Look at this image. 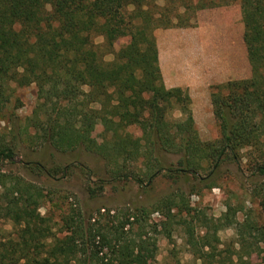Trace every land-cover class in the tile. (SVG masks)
Returning a JSON list of instances; mask_svg holds the SVG:
<instances>
[{
  "label": "trees",
  "instance_id": "trees-1",
  "mask_svg": "<svg viewBox=\"0 0 264 264\" xmlns=\"http://www.w3.org/2000/svg\"><path fill=\"white\" fill-rule=\"evenodd\" d=\"M233 2L240 4L252 75L211 85L219 137L203 140L188 91L165 83L155 30L193 26L198 11ZM120 30L129 40L115 50ZM104 52L114 59L105 61ZM32 84V114L24 125L0 129V264H153L157 235L171 241L175 228L201 264H252L253 255L264 264V222L252 207L227 203L222 216L209 218L191 202L197 190L182 187L192 178L215 187L226 163H242L245 148L264 176V0H0V118L16 117L21 105L9 112L14 90ZM24 135L30 147L99 154L109 178L87 186L91 198L109 181L151 188L166 175L177 186L148 205L84 211L59 188L5 168L18 162ZM166 154L178 155L175 166ZM21 163L48 179L76 167ZM46 201L59 219L52 209L42 214ZM260 207L264 212V193ZM230 227L235 239L224 243L219 232Z\"/></svg>",
  "mask_w": 264,
  "mask_h": 264
},
{
  "label": "rangeland",
  "instance_id": "rangeland-1",
  "mask_svg": "<svg viewBox=\"0 0 264 264\" xmlns=\"http://www.w3.org/2000/svg\"><path fill=\"white\" fill-rule=\"evenodd\" d=\"M132 8L129 7L128 10L131 11ZM194 22L193 26H176L155 30L157 43L160 45L165 58H169L172 55L171 53L179 54L180 51L184 52L188 50V54L190 49L193 48V38L197 37L200 29L207 30L211 33L210 40L213 45L215 44L214 42L220 45V40H224L223 42H225L224 37L220 38L219 36L213 35H219L227 29L241 32L243 25L240 4L233 2L226 6L200 10ZM117 35L119 39L114 45L115 50L129 40L128 34L124 31H118ZM104 40L103 35H97L95 37L97 44H102ZM217 48V50H214L215 54L227 53L225 52V47ZM114 57L112 52H104L103 58L105 61H112ZM36 101L35 84L26 87H16L14 90L13 104L9 107V112L17 104L21 106L15 111L16 117L0 118V129L11 127L14 123L24 125L26 117L32 114ZM174 117H181L178 110L174 112ZM94 128H96V134L100 133L99 139H101L103 127L96 125ZM131 130L138 136L142 134L137 127H133ZM213 130V126H211L209 128L211 135H213ZM29 131L33 133L32 129ZM29 144V136L24 135L23 141L20 144V155L17 158L18 162L14 165L5 164V168L19 171L29 179L40 180L59 188L62 190L61 195L69 194L72 197V202H75L74 205L81 207L84 211L103 205L113 208L140 204L148 205L168 194L177 186L166 175H161L151 188L148 186L140 187L132 181H109L110 183L106 184L104 191L98 198H91L86 189L87 186L89 184L95 185L101 179L109 178L104 160L99 154L89 151L85 147L61 152L49 144L39 145L37 147H30ZM249 152L248 148L242 151L243 161L240 164L234 162L226 163L219 173V176H217L218 185H215L213 188L204 187V183H200L195 178H192V181L190 180L188 183H184L182 187L187 191L190 192L191 189H195L198 192L191 196L193 206L200 209L209 218H218L226 211L227 203L239 204L245 201L247 207L253 208V211L259 217L258 220L264 222V212H262L260 207L264 193V176L256 174L249 165L251 157ZM164 157L168 166H175L178 155L166 154ZM22 160L41 161L47 167H63L70 164L76 167L73 173L68 176L60 174L55 178L48 179L45 176L39 177L25 170L21 163ZM69 201L71 202V200ZM49 209H52L54 211L52 213L54 217L59 219L60 210L49 201H46L40 210L42 214H45ZM259 212L262 213V217L258 215ZM151 218L153 222L160 220V216L158 215H153ZM5 226L8 230L11 229L9 222ZM219 235L224 243L230 242L232 239H235V229L233 227L224 229L219 232ZM183 236L181 228H175L171 241L163 234L157 235L158 250L153 259V264H201V261L196 260L191 254ZM224 247L222 245V248ZM251 263L262 264L260 258L256 255L252 256Z\"/></svg>",
  "mask_w": 264,
  "mask_h": 264
},
{
  "label": "crops",
  "instance_id": "crops-1",
  "mask_svg": "<svg viewBox=\"0 0 264 264\" xmlns=\"http://www.w3.org/2000/svg\"><path fill=\"white\" fill-rule=\"evenodd\" d=\"M213 36L225 38V42L220 40V45L216 42L214 45L225 47L226 54L223 52L215 54L214 50L218 48L211 44V33L202 29L199 30L197 37L193 38V48L188 54V50L180 51L179 54L171 53L169 58H165L157 43L165 83L167 87H182L188 91L195 125L203 140L219 137L211 99V85L232 79L249 78L252 75L243 38V26L241 32L227 29ZM211 126L214 129L213 135L209 131Z\"/></svg>",
  "mask_w": 264,
  "mask_h": 264
},
{
  "label": "built area",
  "instance_id": "built-area-1",
  "mask_svg": "<svg viewBox=\"0 0 264 264\" xmlns=\"http://www.w3.org/2000/svg\"><path fill=\"white\" fill-rule=\"evenodd\" d=\"M155 215H158V216H160L158 213H156Z\"/></svg>",
  "mask_w": 264,
  "mask_h": 264
}]
</instances>
